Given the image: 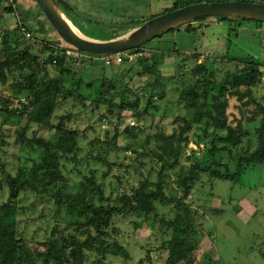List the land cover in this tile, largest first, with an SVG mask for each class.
Returning <instances> with one entry per match:
<instances>
[{
	"label": "trees",
	"instance_id": "obj_1",
	"mask_svg": "<svg viewBox=\"0 0 264 264\" xmlns=\"http://www.w3.org/2000/svg\"><path fill=\"white\" fill-rule=\"evenodd\" d=\"M57 1L62 5L60 0ZM177 9L179 7L174 10ZM7 10L11 13L15 11L12 7ZM207 20L186 23L159 38L174 35L184 27L186 33L197 34L208 27ZM216 20L229 27L228 49L218 61L207 58L204 64L198 63L201 56L198 53L190 57L197 64L191 70L193 79L185 81L181 90V102L186 114L181 119L182 124L172 134L163 133L157 137V151L152 153L162 167L158 181L152 182L143 177L136 186L120 193L116 200L106 197L105 179L109 176L108 172L103 174L104 181L100 182L98 171L92 170L88 174L85 170L92 163L107 166L111 170L113 163L109 161V153L119 149L121 132L131 134V129L128 133L126 128H120L125 112H132L137 118L149 115V101L147 108L140 111L141 101L130 98L132 69H116L117 65L95 63L89 57L85 61L81 60L80 65L85 66V73L81 75L75 66L76 59L68 56L66 49L57 52L59 57L52 54L43 63L39 58V42L25 40L21 34L14 40L10 32L5 33V48L0 52V85H9L10 92L0 94V113H6L7 118L16 116L27 120L29 124L49 128L56 137L30 138L24 132L19 141L23 152L36 155V158L29 159L33 165L29 167L22 164L15 175L5 172L0 180V189L6 185L9 192L8 200L0 204V264H86L90 253L98 257L92 264H104L108 255L130 260L125 247L118 242L113 245L109 242L111 236L108 230L114 217L135 215L143 220L148 219V226L155 228L152 220L159 218V206H172L176 210L173 219L161 221L172 231V237L162 245V250L168 252L167 264L194 263L192 258L198 247V230L194 210L188 199L195 186L204 175L211 179L239 183L250 167L264 165V107L260 109L263 114L261 126L256 130L258 147L249 156L239 154L244 139L249 136L248 130L241 123L233 127L228 115L231 97H236L241 104L248 106L254 101L253 90L263 84L260 56L253 53L245 57L237 55L240 54L237 43L240 28L260 22L225 18ZM16 30L20 33L18 28ZM44 42L47 48L54 47L51 45L53 43ZM147 46L130 52L142 51ZM156 50L150 57L138 59L142 71L136 74L137 78L144 75L153 77L154 82H149L148 87L154 89L166 81L157 71V66L164 59L172 57V53L160 48ZM125 62L133 61L125 58ZM218 65H232L235 68L226 67L228 70L222 73ZM47 66H53L60 76H49L46 73ZM28 72L30 74L27 75ZM182 75L171 81L175 83ZM220 76L224 79L219 80ZM19 98H26L28 103H17ZM161 98H166L165 93ZM69 102L81 104L84 108L90 104L92 113L98 116L100 122L109 119L114 127L112 136L108 132L104 143L96 137L86 144L88 131L95 129L90 126L86 130L74 125L78 123L80 115L63 110ZM195 128L201 130L202 133L197 137L203 140V144L194 142L198 149H193L192 155H189L193 163L182 166L176 181L178 189L169 193L167 174L163 170L178 167L185 149L193 143L190 133ZM101 143L105 146H101ZM206 149L214 158L211 167H206L205 162L198 159V154L204 155ZM225 153L228 156H223ZM231 164L237 167L234 173L230 170ZM74 175L77 180L81 179L74 181L79 184V190L69 192L66 189ZM24 193L39 195L53 202L58 224L42 243L43 250L34 249L20 235L19 200ZM61 224H65V230ZM136 226L139 227L138 224ZM71 229L74 232H69Z\"/></svg>",
	"mask_w": 264,
	"mask_h": 264
},
{
	"label": "rangeland",
	"instance_id": "obj_2",
	"mask_svg": "<svg viewBox=\"0 0 264 264\" xmlns=\"http://www.w3.org/2000/svg\"><path fill=\"white\" fill-rule=\"evenodd\" d=\"M123 2L125 8L122 18L115 23H110L109 19H100L99 22L97 19L89 20L93 24L89 23L92 25L86 26L87 28H83V30L91 37L85 38L95 41L123 39L130 34L124 35L129 29H138L148 21L169 13L177 7L181 9L201 3L226 2L264 4V0H123ZM14 10L11 13L6 7H0V28L10 32L12 39L17 40L20 37V33L16 30L19 23H26L28 29L33 33L32 40L40 44L38 46L40 49L39 58L43 63L47 62L48 57L52 54L58 56L57 52L59 51L63 52L65 49L66 52L73 51L74 47L65 41H62L60 45L51 44L61 38L46 19L37 0H19ZM215 19L207 20L208 24H219L220 22ZM249 27H253L254 30L250 31ZM180 30L172 35L170 40L157 38L143 50L144 57H150L152 52H156L158 48L169 54L172 53V57L164 59L163 63L157 66V71L166 78L162 86L156 89L148 87L149 82H154V78L150 75H144L142 78L136 77V74L142 71V64L138 61L141 57L135 58L132 63L125 62L124 58L123 63L115 67L116 69L121 67L123 70L132 69L130 76L133 77V81L130 85L132 88L130 98L141 101L140 111L147 108V102L152 99L151 97H153V102L148 107L149 115L143 118H137L129 111L124 113L120 128L121 130L126 128L129 131L131 129V134L121 132L118 142L119 149L111 150L109 153V161L113 163L111 170L107 166L95 163L86 167L85 172L88 174L92 170L98 171L97 177L100 182L104 181L103 174L109 173L108 178L105 179V193L106 197L111 200H116L120 193L136 186L143 177L152 182L158 181L162 167L152 153L157 151V137L163 133L172 134L182 124L181 119L186 114L184 104L181 102V90L185 81L193 79L191 70L197 64L190 57L198 53L197 55H201L198 63L204 64L207 58L218 61L225 55V49L218 51L217 48L212 47L204 52L184 53L183 48L191 47L194 44V36L186 35L184 28ZM122 34L124 36L116 38ZM239 34L241 43L238 42L239 39L237 43L240 54L237 53V55L245 57L249 53H253L260 56L262 72H264V23L244 25L240 28ZM243 36L247 38L242 39ZM44 41L51 42L50 44L54 47L47 48ZM174 49L182 52L179 54ZM80 53L84 52L79 50ZM86 57L88 56L83 57L84 61ZM81 60L76 57L75 66L82 75L85 73L83 72L85 66L80 65ZM218 66L222 73L228 70L226 67L235 68L232 65ZM46 73L52 77L60 76L53 66H47ZM182 73L181 79L175 80V83L171 81L180 77ZM223 79V76H220L219 80ZM126 81L128 82L129 79ZM9 92V85H0V94ZM164 93L166 98L162 99L161 95ZM253 95L254 101L248 106L241 104L236 97L230 98L229 123L233 127L241 123L249 132V136L244 139L240 148L241 156H249L258 147L259 136L256 130L261 126L263 118L260 109L264 107V78L263 84L253 90ZM91 107L90 104L88 108H84L81 104L69 102L63 110L80 115L75 126L79 125L81 129L86 130H89L90 126L94 127L95 130L88 131L86 144L96 137L104 143L106 134L109 132L112 136L114 133V127L109 119L100 122L97 119L98 116L92 113ZM24 132L30 138L33 136L38 139L56 137L54 131L49 128L29 124L27 120L16 116L7 118L6 113H0V142L2 143L0 146V180L3 179L5 172L15 175L22 164L29 167L33 165L29 159L30 157L36 158V155L23 152L19 141ZM201 133L198 128L190 133L193 143L185 149L176 169L163 170L167 174L166 186L169 193L178 189L176 181L182 166L193 163L192 157L190 160L189 155H192L193 149H198L197 143L203 144V140H199V136L197 137ZM207 152L208 149L204 155L198 154L199 156H197L198 159L201 158L205 162L206 167H211L214 158ZM223 156L228 155L225 153ZM236 168L235 164H231L232 173L236 172ZM78 180L75 175L72 176V182L66 190L77 192L79 184L74 181ZM8 198L9 192L5 185L3 189H0V204L5 203ZM188 201L193 207L198 230V247L192 258L193 264H264V165L250 167L239 183L211 179L204 175L195 186ZM19 206L21 209L20 235L25 237L34 249L43 250L42 243L50 237L53 227L58 224L53 202H49L39 195L24 193L19 200ZM158 212L159 218L152 220L155 222V228L148 226V219L143 220L135 215L115 216L108 230L111 236L109 242L111 245L118 242L125 247L130 255V260L108 255L104 264H167L168 252L162 250V245L172 237V231H169L161 221L173 219L176 210L172 206H159ZM137 224L139 227L136 226ZM61 227L64 228L65 224H61ZM69 232H74V230L71 229ZM88 256L89 260L86 264H92L98 259L93 253Z\"/></svg>",
	"mask_w": 264,
	"mask_h": 264
},
{
	"label": "water",
	"instance_id": "obj_3",
	"mask_svg": "<svg viewBox=\"0 0 264 264\" xmlns=\"http://www.w3.org/2000/svg\"><path fill=\"white\" fill-rule=\"evenodd\" d=\"M37 3L61 38L53 44L60 45L62 41H65L77 50L91 55L123 54L140 49L160 36L199 19L225 18L264 23V4L244 2L201 3L154 18L123 39L95 41L85 38L71 26L57 0H37ZM151 102L149 100L148 107ZM126 132H129V129H126Z\"/></svg>",
	"mask_w": 264,
	"mask_h": 264
},
{
	"label": "crops",
	"instance_id": "obj_4",
	"mask_svg": "<svg viewBox=\"0 0 264 264\" xmlns=\"http://www.w3.org/2000/svg\"><path fill=\"white\" fill-rule=\"evenodd\" d=\"M60 2L62 3V5L59 2L58 4L63 9L71 26L75 30H78V32L84 37H91L87 35L83 30V28L90 27V25L93 24V22H90L89 20L97 19V22H99L100 19H104V20L109 19L111 20L110 23H115L117 22V20L123 17V12L125 8V4L123 0H60ZM213 19L214 18L209 20H213ZM206 25L208 26L207 28L202 29L197 34L193 35L194 44L191 47L188 46L187 48H183V50L185 51L184 53L190 54L194 52H204L205 50H208L211 47L214 49L217 48L218 51L225 49L224 51L226 53L229 44L228 43L229 27L222 23L208 24V21L206 22ZM248 29L250 31L254 30L253 27H249ZM135 30H136L135 28L129 29L124 35L131 33ZM184 30H186V27H184ZM179 31L181 30H178L177 32ZM124 35L123 34L119 35L116 38ZM186 35H190V34L186 33ZM171 37L172 35L170 36L167 35L163 39L168 41L170 40ZM243 38H247V37L243 36L242 39ZM238 42L241 43V39H239Z\"/></svg>",
	"mask_w": 264,
	"mask_h": 264
},
{
	"label": "built area",
	"instance_id": "obj_5",
	"mask_svg": "<svg viewBox=\"0 0 264 264\" xmlns=\"http://www.w3.org/2000/svg\"><path fill=\"white\" fill-rule=\"evenodd\" d=\"M19 0H0V7H16V5L18 4ZM20 34L25 38V40H31L33 39V33L28 29L26 23H19V27H18ZM5 33L6 30H3L0 28V52L3 51V49L5 48ZM145 50V49H144ZM75 52H78V54H75ZM67 54L69 56H73L74 59H76V57L79 59H83V57L88 56L86 58L92 57L94 59L95 63H104V65L106 66H113V65H119L121 63H123V59H129V61H133L135 58L138 57H142L143 55H145L142 51H138V52H126L123 54H112V55H91L88 53H80L79 54V50L73 48V51H67ZM144 57V56H143ZM22 102V104L26 105L28 102L26 100V98H19L17 99V103L18 102Z\"/></svg>",
	"mask_w": 264,
	"mask_h": 264
},
{
	"label": "bare ground",
	"instance_id": "obj_6",
	"mask_svg": "<svg viewBox=\"0 0 264 264\" xmlns=\"http://www.w3.org/2000/svg\"><path fill=\"white\" fill-rule=\"evenodd\" d=\"M78 31V30H77ZM130 34H128L127 36H125V37H128Z\"/></svg>",
	"mask_w": 264,
	"mask_h": 264
}]
</instances>
